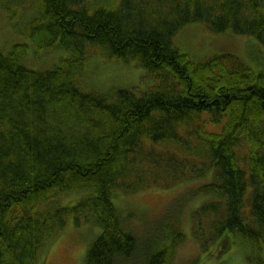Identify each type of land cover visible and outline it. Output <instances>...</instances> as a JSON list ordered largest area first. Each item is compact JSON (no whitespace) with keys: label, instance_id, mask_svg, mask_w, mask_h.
I'll return each mask as SVG.
<instances>
[{"label":"trees","instance_id":"1","mask_svg":"<svg viewBox=\"0 0 264 264\" xmlns=\"http://www.w3.org/2000/svg\"><path fill=\"white\" fill-rule=\"evenodd\" d=\"M21 2L1 5L17 16ZM95 2L31 0L19 30L67 52L62 65L30 69L23 46L0 49V264H37L71 220L99 230L85 264L131 261L136 214L114 196L197 181L165 209L143 263L166 264L186 207L204 197L191 211L194 236L218 238L219 255L239 236L252 246L248 264H264V0ZM191 24L250 37L258 69L231 52L193 60L173 44ZM91 50L134 62L152 85L84 91L77 77Z\"/></svg>","mask_w":264,"mask_h":264},{"label":"rangeland","instance_id":"2","mask_svg":"<svg viewBox=\"0 0 264 264\" xmlns=\"http://www.w3.org/2000/svg\"><path fill=\"white\" fill-rule=\"evenodd\" d=\"M7 0H0V49L8 53L15 45L24 47L21 62L24 66L34 70H49L62 65L67 52L60 49L38 48L29 38L22 35L20 28L31 17V0H22L18 7V15L10 16L5 7ZM105 0H96V5L104 4ZM113 4V0H109ZM173 44L188 53L193 60L204 61L207 58L223 52H231L238 56L253 70L258 69V60L261 59L259 47L248 36L234 35L230 32L215 34L207 29L204 24H191L182 28L173 38ZM86 66L78 75V85L89 92H106L111 89L136 88L144 91L152 85V80L145 77V71L136 66L134 62L109 58L105 53L89 51ZM80 83V84H79ZM203 183L197 181L184 184L171 189H149L132 195L121 193L114 196L116 206L123 210H130L135 218L128 220V227L140 238V247L131 258V261H121L118 264H144L141 254L148 257L155 249V230L163 228L168 223L164 211L178 196L191 187ZM204 197H198L185 209L181 217L180 230L183 233L172 253L167 256L166 264H248V258L253 254L252 246L239 236L228 238L230 248L223 255L218 254V238H211L205 243L204 238L199 239L193 234L191 211L201 204ZM68 199L64 200L66 203ZM174 214V211L172 215ZM155 221H159L154 223ZM153 226H151V224ZM76 227L71 220L65 230L54 241L45 246L37 264H85L84 257L99 230L91 223ZM205 224V223H204ZM192 226V228H191ZM144 232L142 228H146ZM205 227V226H204ZM138 232H141L139 235ZM160 237V236H159ZM158 237V239H159ZM155 240V241H154ZM227 240V239H226ZM205 243V244H204Z\"/></svg>","mask_w":264,"mask_h":264}]
</instances>
